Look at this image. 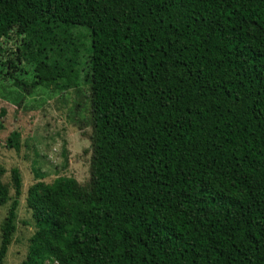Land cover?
I'll return each instance as SVG.
<instances>
[{"label": "trees", "instance_id": "obj_1", "mask_svg": "<svg viewBox=\"0 0 264 264\" xmlns=\"http://www.w3.org/2000/svg\"><path fill=\"white\" fill-rule=\"evenodd\" d=\"M12 37L0 77L21 98L82 77L91 129L86 184L27 190L35 232L20 264H264V0H0V56ZM10 183L0 264L17 168Z\"/></svg>", "mask_w": 264, "mask_h": 264}, {"label": "rangeland", "instance_id": "obj_2", "mask_svg": "<svg viewBox=\"0 0 264 264\" xmlns=\"http://www.w3.org/2000/svg\"><path fill=\"white\" fill-rule=\"evenodd\" d=\"M18 45L15 37L4 42L6 51L0 60L5 61ZM19 67V78L31 80L32 65L20 64ZM2 71L5 72V68ZM78 83V90H62L54 84L42 85L21 98V91L11 80L0 77V111L5 110V115L0 118V165L5 169L1 182L9 191L7 203L0 206V228L14 198L10 170L17 168L22 179L16 209V230L3 264H20L26 257L29 239L35 232L31 211L26 205L30 186L38 179L50 184L58 177H71L81 185L89 179L88 136L91 129L88 86L83 83L82 77ZM12 131L20 134L18 150L5 147ZM44 264L56 263L45 261Z\"/></svg>", "mask_w": 264, "mask_h": 264}]
</instances>
